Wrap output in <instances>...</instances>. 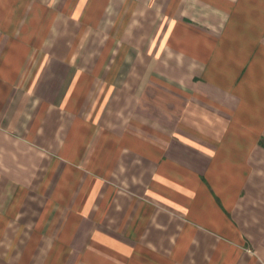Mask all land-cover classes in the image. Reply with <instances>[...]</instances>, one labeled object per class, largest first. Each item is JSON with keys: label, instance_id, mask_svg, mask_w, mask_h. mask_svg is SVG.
Wrapping results in <instances>:
<instances>
[{"label": "crops", "instance_id": "1", "mask_svg": "<svg viewBox=\"0 0 264 264\" xmlns=\"http://www.w3.org/2000/svg\"><path fill=\"white\" fill-rule=\"evenodd\" d=\"M0 264H264V0H0Z\"/></svg>", "mask_w": 264, "mask_h": 264}]
</instances>
